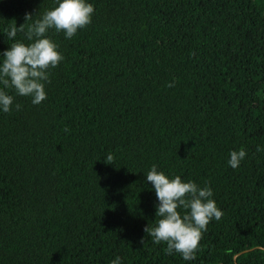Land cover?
Masks as SVG:
<instances>
[{
	"label": "trees",
	"instance_id": "obj_1",
	"mask_svg": "<svg viewBox=\"0 0 264 264\" xmlns=\"http://www.w3.org/2000/svg\"><path fill=\"white\" fill-rule=\"evenodd\" d=\"M87 2L86 28L47 33L64 59L44 101L0 84L14 97L0 110V264H264V0ZM56 6L0 0V53ZM153 165L209 186L223 212L195 260L144 232L160 219Z\"/></svg>",
	"mask_w": 264,
	"mask_h": 264
},
{
	"label": "clouds",
	"instance_id": "obj_2",
	"mask_svg": "<svg viewBox=\"0 0 264 264\" xmlns=\"http://www.w3.org/2000/svg\"><path fill=\"white\" fill-rule=\"evenodd\" d=\"M57 5L28 25L25 36L31 43L16 41L9 49L0 53L3 57L0 64V84L4 89H13L19 96L31 97L33 105H38L47 98L45 82L50 83L49 69L56 68L64 59L47 33L49 30L63 32L70 39L78 30L91 23L95 11L87 0H57ZM32 18L31 13H25V23ZM25 23L19 27L15 24L6 28L7 38L13 40L18 32H24ZM13 102L12 95L0 90V110L9 113ZM15 107L19 110L21 106L16 104ZM64 131L70 130L66 127ZM257 151H261L259 146ZM246 155L243 149L234 150L230 153L228 164L236 169ZM113 160V155L109 154L104 162L112 165ZM146 182H150L155 191L158 200L155 216L160 219L155 227L145 226L144 232L152 238L154 244L165 243L168 255L178 253L186 261L195 260L207 225L212 220L219 221L223 216L222 210L212 199V189L209 186L201 188L193 181L184 182L180 176L169 178L158 171L156 165L147 173ZM178 209H183V214ZM258 250L264 252V247ZM111 264H122L121 258L117 256Z\"/></svg>",
	"mask_w": 264,
	"mask_h": 264
}]
</instances>
